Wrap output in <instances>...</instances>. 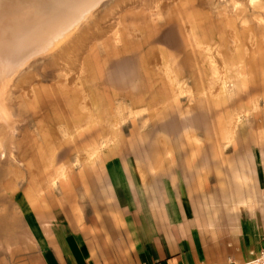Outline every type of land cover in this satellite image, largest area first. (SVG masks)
<instances>
[{"label": "rangeland", "instance_id": "1", "mask_svg": "<svg viewBox=\"0 0 264 264\" xmlns=\"http://www.w3.org/2000/svg\"><path fill=\"white\" fill-rule=\"evenodd\" d=\"M261 37L264 0H103L66 47L0 81V257L22 255L23 212L35 207L70 206L93 223L98 197L127 191L140 209L148 203L169 219L216 212L264 151ZM132 57L124 68L132 80L119 82V61ZM219 60L224 98L249 91L228 141L212 119L190 122L197 108L227 103L206 92ZM60 185L72 198L56 192Z\"/></svg>", "mask_w": 264, "mask_h": 264}, {"label": "crops", "instance_id": "2", "mask_svg": "<svg viewBox=\"0 0 264 264\" xmlns=\"http://www.w3.org/2000/svg\"><path fill=\"white\" fill-rule=\"evenodd\" d=\"M228 192L216 212L171 219L127 191L99 195L93 223L70 206L28 209L22 255L0 264H247L264 250V151Z\"/></svg>", "mask_w": 264, "mask_h": 264}, {"label": "bare ground", "instance_id": "3", "mask_svg": "<svg viewBox=\"0 0 264 264\" xmlns=\"http://www.w3.org/2000/svg\"><path fill=\"white\" fill-rule=\"evenodd\" d=\"M102 1L103 0H0L1 86L4 87L9 84L17 73L20 72L21 67L34 55L38 53H48L53 50L55 53L61 47H66L71 38L78 33L82 23H85L87 19L94 14V11L100 6ZM253 1L256 2L257 0ZM171 35L172 30H169L161 37L168 40L171 38ZM85 37L86 34L81 35L79 39L84 40ZM234 44L236 43L234 42ZM259 46L264 49V37H261ZM128 61L129 62H127L126 58L123 62L119 61L117 65L116 73L120 75L118 76L119 82L132 80L134 72L130 70L125 72L124 68L125 66L131 68L134 62L133 57L129 58ZM214 62L217 63L215 66L216 70L209 78L207 77L208 90L206 91L207 97L212 100L214 98H224V93L222 89H220V83L223 82L224 76L223 69L221 68L223 66V61L219 60ZM103 63L104 65H109V59H105ZM219 64H221V66H219ZM111 76L112 75H109L107 80L111 81ZM259 86L260 85H258V88H260ZM261 88L264 90V85H261ZM120 93L122 92H119V95H117L121 96V99L124 98L131 102H134L136 99L134 93ZM148 93L149 91H142L139 96L148 95ZM248 93L249 91H245L244 94H238L235 98L234 96H228L226 99L224 98V101H227V103L215 109L211 107L207 109L197 108L190 122L193 125H198V123L204 121V119L210 118L214 122L216 133H219L217 134L218 137L222 138L225 136V139L228 141L227 134L232 133V130L236 126L238 127L239 122L242 124L241 116L246 112L245 107L247 103L250 102V100L247 99ZM110 97L114 98V96ZM253 99L257 103L258 100L256 95H254ZM185 136L188 137V134L186 133ZM110 165L116 166L114 162ZM110 165L108 171L114 169ZM109 174L111 175V172H109ZM81 175L80 177L83 178L84 173H81ZM146 178L147 176L145 174H141L138 177L136 176L135 180L139 185H142L146 181ZM102 179L104 180V178ZM74 188L76 190L75 197H78L80 200L85 197L86 188L83 182L79 183V185L76 184ZM56 192L63 198H72L69 190L64 189L61 185ZM221 202L222 204L226 203V198L224 196Z\"/></svg>", "mask_w": 264, "mask_h": 264}, {"label": "built area", "instance_id": "4", "mask_svg": "<svg viewBox=\"0 0 264 264\" xmlns=\"http://www.w3.org/2000/svg\"><path fill=\"white\" fill-rule=\"evenodd\" d=\"M247 264H264V250H261L256 257Z\"/></svg>", "mask_w": 264, "mask_h": 264}]
</instances>
